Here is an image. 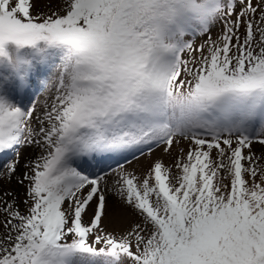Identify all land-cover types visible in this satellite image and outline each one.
Returning a JSON list of instances; mask_svg holds the SVG:
<instances>
[{"label":"snow or ice","instance_id":"snow-or-ice-1","mask_svg":"<svg viewBox=\"0 0 264 264\" xmlns=\"http://www.w3.org/2000/svg\"><path fill=\"white\" fill-rule=\"evenodd\" d=\"M33 147L0 264H264V0H0V153Z\"/></svg>","mask_w":264,"mask_h":264},{"label":"rangeland","instance_id":"rangeland-1","mask_svg":"<svg viewBox=\"0 0 264 264\" xmlns=\"http://www.w3.org/2000/svg\"><path fill=\"white\" fill-rule=\"evenodd\" d=\"M219 27L220 26L217 25L212 29L213 36H215L216 33L219 31ZM201 39L203 38L197 37L196 43L199 44ZM185 58H187V54H185ZM50 95H51L50 91H45L34 87L29 91V95L24 99V103L29 104L30 101L34 102L36 104L37 114H39L45 101L50 97ZM254 148L257 150V152H259L260 145L255 144ZM37 154H38V149H36L35 147L21 148L18 157L14 156V154L11 152H8L7 154L0 153V166L5 165L6 162H10L13 159L19 160V165L17 167L14 176H12L10 179H8L7 177L0 178V208L4 206L5 201L10 202L13 200V197H15L17 203H19L20 208L23 209V204L20 203V201H22L25 198V187L27 182H25V184H20L17 181L20 178L21 173L26 170L25 165L27 161L31 158H34L35 155ZM176 155H178V153L175 151L172 153V155H168L163 152L162 148H156L152 152L151 157H149L147 153V149H145V154L142 156L139 153H136L138 159H134L132 155H129L127 159L131 161V163L126 164L125 167L130 169H135L137 172H139L142 169L146 168L152 159H155L157 157L162 158L166 164H173ZM119 162L121 164H124L123 159H120ZM109 164L112 167H116V163L114 160H108L105 162V166ZM83 166L87 167V165H83ZM0 171H5V169L0 168ZM5 193H9V195H5ZM3 221H4V215L0 213V233L4 231Z\"/></svg>","mask_w":264,"mask_h":264}]
</instances>
